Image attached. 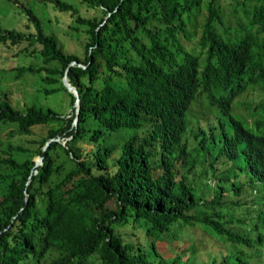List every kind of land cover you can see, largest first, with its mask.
I'll return each mask as SVG.
<instances>
[{"label":"trees","instance_id":"obj_1","mask_svg":"<svg viewBox=\"0 0 264 264\" xmlns=\"http://www.w3.org/2000/svg\"><path fill=\"white\" fill-rule=\"evenodd\" d=\"M12 1L34 30L0 24V43L40 60L16 75L39 72L71 111L0 98L14 125L0 140V264H264V230L252 241L229 211L239 190L264 189L243 126L251 115L264 131V0H86L100 16L52 0L85 33L74 52Z\"/></svg>","mask_w":264,"mask_h":264},{"label":"rangeland","instance_id":"obj_2","mask_svg":"<svg viewBox=\"0 0 264 264\" xmlns=\"http://www.w3.org/2000/svg\"><path fill=\"white\" fill-rule=\"evenodd\" d=\"M64 1L74 4L78 8L79 13L83 16L101 15L100 8L98 6L89 5L86 0ZM19 2L25 3L33 8V11L41 19L44 31L55 34L63 50L68 52H74L79 49L81 51L83 50L81 43L84 42L85 33L80 31V34L76 35V31L71 27V25L76 24V21L68 10H59L54 6L52 0H18V3ZM0 24L5 27H18L25 31L33 29L27 14L12 0H0ZM25 42L28 43V41ZM31 47L32 46H30V48ZM39 63L40 60L36 54L29 50L20 52L19 47L14 44L10 46L1 44L0 98H8L18 107H23L25 104L33 102L42 107H47L49 105L58 111L70 112L71 106L68 103V96L64 89L54 92L45 91L46 87H51L54 83L44 81L39 72L25 71L20 75H16L17 70L14 69V67L28 64L36 66ZM50 125H55V122L51 121L47 124L36 126L33 130L36 134H44L47 127ZM13 127L14 125L12 123L0 124V140H2L4 144H6L10 130L13 129ZM24 143L27 142L24 140ZM34 159L40 162L38 156H34ZM246 188L248 191L251 190L248 187ZM255 188L256 191L254 195L257 196L259 194V189L257 186H255ZM242 206L241 204L230 206L231 208L229 211L231 214L237 215L243 212L241 209ZM196 239L199 242L200 248L204 249L207 244L203 236L199 234V237ZM188 241V239H182L179 242L177 240L171 242L165 240L160 242V249L163 251L164 255L172 256L176 254L183 245H188ZM216 250L218 251V249ZM187 255L188 252L186 251L182 253L181 258L185 259Z\"/></svg>","mask_w":264,"mask_h":264},{"label":"clouds","instance_id":"obj_3","mask_svg":"<svg viewBox=\"0 0 264 264\" xmlns=\"http://www.w3.org/2000/svg\"><path fill=\"white\" fill-rule=\"evenodd\" d=\"M233 109L236 111L238 110V107L233 106ZM255 120L256 119L253 116L249 115L248 118L245 120V122L243 121V126L246 128L245 129L246 131L245 140L250 141L252 149L254 151H256L259 154H264V131L258 127ZM210 121L213 124L219 123V119H216L214 117L213 118L210 117ZM222 121H225V120H222ZM223 131L230 133L231 128H229L226 124H224ZM224 139H225V135L223 133L220 136V138L217 140V143L221 145ZM240 142H241V138H240ZM238 157H240V155ZM262 186H264V184ZM258 189H259V194L257 196L254 195V192L256 191L255 187L251 188L250 191H248L247 188L238 191V193L241 195L240 199L242 200V202L240 203H242L244 207H250V209L242 208L243 212H240L242 213V217L246 218L245 225L240 227L241 229L240 231L243 232V230L245 231L247 230L246 233L252 241L259 240V237L261 236V231L264 230V196H263L264 189H261V187ZM261 193H262V196H261ZM247 199H249L248 203H247ZM248 248H251V247H248ZM255 257H256L255 259H258L257 255H255Z\"/></svg>","mask_w":264,"mask_h":264},{"label":"water","instance_id":"obj_4","mask_svg":"<svg viewBox=\"0 0 264 264\" xmlns=\"http://www.w3.org/2000/svg\"><path fill=\"white\" fill-rule=\"evenodd\" d=\"M63 83H64V85L67 87V89L69 90V91H72L76 96H77V98H76V100H75V104H76V112H78V101H79V99H78V90H77V88L68 80V78H67V75H66V73L63 75ZM76 119H77V117H75V122H76Z\"/></svg>","mask_w":264,"mask_h":264}]
</instances>
